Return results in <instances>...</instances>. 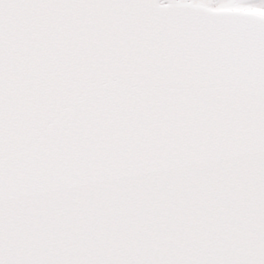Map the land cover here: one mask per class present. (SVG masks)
Wrapping results in <instances>:
<instances>
[{
    "label": "snow or ice",
    "instance_id": "6c2138e0",
    "mask_svg": "<svg viewBox=\"0 0 264 264\" xmlns=\"http://www.w3.org/2000/svg\"><path fill=\"white\" fill-rule=\"evenodd\" d=\"M0 264H264V0H0Z\"/></svg>",
    "mask_w": 264,
    "mask_h": 264
}]
</instances>
